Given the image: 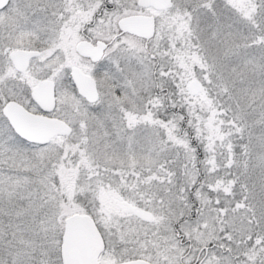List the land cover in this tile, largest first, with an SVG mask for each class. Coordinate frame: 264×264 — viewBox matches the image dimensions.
Segmentation results:
<instances>
[{"label": "snow or ice", "instance_id": "obj_1", "mask_svg": "<svg viewBox=\"0 0 264 264\" xmlns=\"http://www.w3.org/2000/svg\"><path fill=\"white\" fill-rule=\"evenodd\" d=\"M0 264H264V0H0Z\"/></svg>", "mask_w": 264, "mask_h": 264}]
</instances>
